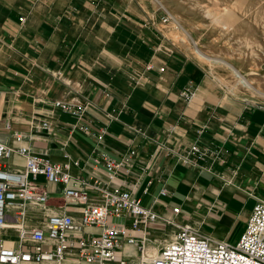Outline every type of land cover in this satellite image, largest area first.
<instances>
[{"label":"crops","instance_id":"crops-1","mask_svg":"<svg viewBox=\"0 0 264 264\" xmlns=\"http://www.w3.org/2000/svg\"><path fill=\"white\" fill-rule=\"evenodd\" d=\"M149 7L143 0H0V142L68 165L74 180L88 182L91 205L104 203L89 188L95 181L100 190L132 192L161 217L129 232L137 241L164 242L191 225L233 242L264 200V107L219 88ZM79 124L106 129L104 141L73 131ZM196 144L207 157L184 163ZM102 154L128 159L115 181ZM7 163L11 171L26 166L18 154ZM37 182L49 202L10 219L0 232L8 248L18 247L20 228H42L48 215L69 212L79 221L82 206L66 203L44 177ZM126 245L122 256L135 262L139 245Z\"/></svg>","mask_w":264,"mask_h":264},{"label":"built area","instance_id":"built-area-1","mask_svg":"<svg viewBox=\"0 0 264 264\" xmlns=\"http://www.w3.org/2000/svg\"><path fill=\"white\" fill-rule=\"evenodd\" d=\"M167 14L163 23H168ZM24 21V18H21ZM191 98L192 94L187 93ZM63 111H76L73 105L57 103ZM49 129V123H42ZM84 131L98 143L104 141L106 129L95 131L85 124L72 129ZM22 141L25 136L15 134ZM18 154L23 156L26 166L23 171H11L7 161ZM132 151L130 156H134ZM208 150L194 145L184 155L183 162L191 163L192 157L205 158ZM106 164L109 181H115L126 158L114 159L102 154ZM98 163V161H95ZM44 177L47 183L60 188V193L68 204L82 206L79 221L71 213L47 216L44 227L34 229L20 228L21 239L16 248H8L0 242V264H63L68 258L86 264H264V200H259L246 224L245 231L238 242L233 243L208 236L191 225L178 226L177 231L162 243L157 252L150 254V241L142 238L137 241L129 232L145 231L161 217L145 207L132 192L121 189H99L89 185L104 198L101 205L89 204L88 182L74 180L68 165L51 162L33 153L29 147L13 148L0 142V232L6 229L10 219L18 221L28 209L45 207L49 202V192L37 180ZM166 190L161 195H166ZM14 212V216L10 215ZM174 215L180 209L173 210ZM122 218L125 224L111 223L110 219ZM173 223V222H172ZM94 230V232L89 230ZM155 242V241H154ZM153 242V243H154ZM139 245L140 256L137 261H128L122 256L124 244ZM152 244V243H151ZM47 247V250L44 248Z\"/></svg>","mask_w":264,"mask_h":264},{"label":"rangeland","instance_id":"rangeland-1","mask_svg":"<svg viewBox=\"0 0 264 264\" xmlns=\"http://www.w3.org/2000/svg\"><path fill=\"white\" fill-rule=\"evenodd\" d=\"M143 2L156 15L163 18L171 15L168 23L164 24L174 29V38L187 46L189 55L207 69L209 77L219 88L264 107V0H164L166 9L160 8L155 0ZM176 14L185 28L194 33L201 50L216 57L215 60L205 58L196 50L190 37L178 28ZM217 58L237 64L259 91L255 92L241 83ZM215 72L219 79L215 78ZM244 231L245 227L239 228L233 243L239 241ZM10 233L16 236L14 232ZM162 243H150L149 248L158 250Z\"/></svg>","mask_w":264,"mask_h":264},{"label":"bare ground","instance_id":"bare-ground-1","mask_svg":"<svg viewBox=\"0 0 264 264\" xmlns=\"http://www.w3.org/2000/svg\"><path fill=\"white\" fill-rule=\"evenodd\" d=\"M155 2L160 6V7H162L163 9L166 7L165 5H164V0H155ZM168 7V6H167ZM166 9V8H165ZM228 11V10H227ZM228 12H230V11H228ZM176 13V12H175ZM175 21H176V24H177V26H178V28H180L186 35H188L189 37H190V39L192 40V42H193V44H194V47L196 48V50H198V52L202 55V56H204L205 58H207V59H210V60H215L216 59V57H214V56H212V55H209V54H206L205 52H203L202 50H201V48H200V46H199V44L195 41V37H194V33L193 32H191L190 30H188V29H186L185 28V24H182V22H181V20H179L178 19V17H177V14L175 15ZM192 30V29H191ZM193 31V30H192ZM217 60H220L222 63H224L227 67H229L231 70H232V72H233V74H234V76L236 77V78H238L239 79V81L241 82V83H245L247 86H249L251 89H253L255 92H257V91H259V90H257L254 86H253V80L252 81H250V80H248L247 78H246V75L244 74V71H242V69L241 68H239V66L237 65V64H235V63H232V62H230V61H227V60H224V59H219V58H217ZM236 80V79H235ZM259 93V92H258ZM263 93V92H262ZM264 94V93H263ZM259 96V95H258ZM10 225V224H9ZM21 226H22V224H21ZM24 227V226H23ZM19 234H21V233H19ZM126 247H132L130 244H127L126 245ZM125 247V248H126ZM157 252V250L156 249H152V251H150V254L151 255H153L154 256V254ZM67 262H76V263H78V261L77 260H72V259H69V260H66ZM66 261H64V262H66ZM63 262V263H64Z\"/></svg>","mask_w":264,"mask_h":264}]
</instances>
